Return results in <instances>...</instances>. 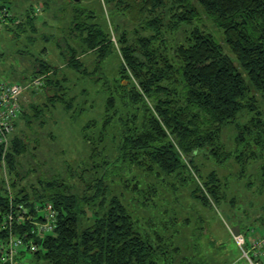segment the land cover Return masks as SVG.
Instances as JSON below:
<instances>
[{"label":"trees","instance_id":"1","mask_svg":"<svg viewBox=\"0 0 264 264\" xmlns=\"http://www.w3.org/2000/svg\"><path fill=\"white\" fill-rule=\"evenodd\" d=\"M127 1L103 2L121 14L127 7ZM194 1L220 33L221 42L210 32L191 27L190 31L185 30L184 40L172 46L173 55L168 58L155 55L159 42L157 34L160 33L159 18L147 19L140 25L141 31L153 34L139 35L134 46L123 47L126 32L119 25H113L121 51L118 62L114 61L116 66L110 67V74H113L110 79L107 73V76L95 73L99 68L105 69L103 63L111 62L113 54L118 55L106 25L97 20L95 10L86 14L80 2L69 0L74 16L78 14L81 21L76 20L74 25H69L70 36L77 39L79 51L65 42V50H61L62 67L74 75L72 91L77 87L79 91H86L83 106L77 114L72 112L70 117L74 120L75 116L99 105L95 98L90 101L87 98L92 89L95 95L105 94L103 98L98 96L100 116L89 118L81 127V137L88 145L85 159L93 162L100 154H105L99 158L100 165L97 161L84 163L82 166L85 167L80 166L76 170L77 174L88 172L90 176L99 172L93 180L94 186L87 187L85 193H77L74 184L69 185L65 181L67 174L61 179L53 175L45 177V181L39 180L41 186L34 187L31 195L24 193V189L12 194L16 204L50 202L57 212L55 233L39 240L38 250L31 253L34 264H173L171 255L174 250L171 251L170 247H174L175 242L165 237L163 230L174 224L177 213L190 208L182 204L187 201V192L193 200L208 206L205 189L215 198L217 186L223 182L215 170L208 174L202 186L195 180L193 173L196 169L193 170L192 166L199 153L218 167L234 157L240 168L239 176L246 165L260 158L263 165L258 175L264 183V114L260 108V103L264 104V0ZM1 2L8 4V0ZM179 2L183 11L172 15L171 29L180 24H191L198 16L189 0ZM142 3L139 5L144 11L150 12L163 4L162 0H142ZM35 10L30 5L20 15L14 14L12 20L18 23L0 31V35H5L0 40V76L4 75L6 66L15 73L14 65L8 62L4 52V46L10 39L14 46L20 45L18 54H29L33 58L30 71L10 79L24 82L43 76L44 82L40 91L31 94L15 123L16 130L6 159L10 168L18 164L27 150L24 140L27 137L19 136L26 133L22 128L17 131L18 121L33 129L35 123L42 119L43 111L60 103L65 113L70 112L76 99V95L68 100L65 98L71 88L70 79L59 64L53 65L36 57L27 48L37 43L36 35L41 32ZM87 52L95 53L92 72L78 58L79 53ZM146 60L150 65L145 63ZM127 69L138 80V86L128 76ZM120 78L126 84L113 89L112 84L115 87L114 82ZM87 85L89 87H85ZM120 104L123 109L119 108ZM242 117L247 118L240 122ZM40 122L38 125L44 126L43 121ZM228 125H234L236 130L231 151L226 149L221 139ZM108 140L114 143V147L109 149L111 153L107 151ZM125 170L130 174L135 170L142 176L138 180L133 175L135 182L129 179L131 183L125 184L127 187L124 188L133 193V198L129 199L140 210L155 208L156 216L161 210L158 224H162L163 230L156 227L155 221L148 220L149 231L145 233L130 210L131 204L123 202V194L107 197L110 186L124 183L121 175L122 171L127 172ZM116 177L118 181H115ZM14 182L13 188L17 186ZM8 209L9 195L4 191L0 178V223ZM5 237V231L0 230V241ZM186 237L188 242L190 236ZM174 249L177 250L176 246Z\"/></svg>","mask_w":264,"mask_h":264},{"label":"rangeland","instance_id":"2","mask_svg":"<svg viewBox=\"0 0 264 264\" xmlns=\"http://www.w3.org/2000/svg\"><path fill=\"white\" fill-rule=\"evenodd\" d=\"M103 1L104 0H79L81 8L83 7V9L86 10V14H90L89 11L95 10L98 16L97 20L102 25H106L111 35L110 40L115 45L116 54H118L117 56H115V54L111 56V58L114 59H112L111 62L103 63L105 69L102 70L101 68L100 70L99 68L96 70L95 73H97V76H100L101 73L103 76H107L108 74L111 79L113 74H110V67L113 64L115 65V63L118 62L117 57H120L121 45L118 42L117 33L113 25H119L120 29L126 32V42L123 47L134 46L135 40L139 35L153 34V32L141 31L140 25L147 19L153 17L159 18L160 24L158 29L160 33L157 34L159 42L157 45L158 51L155 55H162V57L168 58L173 55L172 46L177 42H182L184 40V34H186L185 30L190 31L191 27H198L200 30L208 31L221 42L220 33L194 0L189 1L196 8L198 16L192 20L191 24H180L176 29H171L170 19L174 13L183 11L179 0H162V6L151 10V12L150 10L144 11L141 7L142 5H139V2L142 3V0H128L127 7H124L122 11L126 15H123L122 12V15L119 14L117 12L118 10L112 6H108ZM72 2H69V0H8V5L13 15H20L30 5L34 8L42 7V11L37 15V25L39 27V32L41 31L36 35L38 41L32 46L28 45L27 41L25 43L28 45L27 48L30 52L34 53L36 57H41L53 65L56 63L59 64L58 66H60V69L69 77V87L71 86V88L68 89L66 93V100L76 95L74 107L70 109V112L65 113L60 103L52 106L50 110L43 111V115L41 113L42 119H40L38 123H41L40 121L42 120L44 126H41L43 124L38 125V123H35L33 129H29L24 127L21 121H18L17 131L19 128H22L27 135H19L21 138L27 137L24 139L27 144L26 153L19 158L18 164L13 168H10L6 162L7 151L4 156H2V153L0 156V178L2 180V187H4V191L8 195L9 193L13 194L14 192H19L20 189H24V193L31 195L34 187L41 186L39 180L45 181V177H51L53 175L61 179V176H66L67 174H69V176L64 178L65 181L69 185L74 184L77 193L82 194L85 193L87 187L94 186L95 182L93 180L95 179V175L99 174V172H93L94 174L90 176L88 172L83 175L76 173L78 167L82 166L84 163H94L97 161L96 163L100 165L101 162L99 158L105 154H100L97 160L94 159L93 162L90 160L87 161L85 157L88 154V145L81 137V127L83 123L89 118H98L100 116L101 101L98 96L101 95L103 98L105 94L100 91V95H95V93H93L94 89L90 92L87 91V93H90L87 97L88 100L90 101L95 98V102L99 105L94 106L89 112H84L77 117L75 116V118H73L74 120H72V117H70L72 116V112L77 114V111L83 106L85 101L84 96L86 95L85 89L79 91L77 87L74 92L72 91V77H74V75L71 70L62 67L63 61H61V50H65V42L70 43L69 45H71L72 48L79 51L77 39L73 35L70 36L71 32L69 25H71V23L74 25L76 20L80 21L78 14L74 16L75 13L71 10L72 8L70 5H72ZM17 18L21 20V18ZM41 25L46 26L42 27ZM188 34L189 32H187V35ZM4 37L5 35L1 34L0 40L4 39ZM19 47L20 45L18 44L14 46L10 39L7 40L4 46L7 60L9 63L13 64L15 68V73H13V69H8L6 66L4 69V78H14L21 72H27L31 69L33 58L29 56V54H18L17 50H19ZM78 58L84 63L89 72L93 71L92 69L95 66V53H79ZM145 63L150 65L147 60ZM98 70L101 72L99 73ZM95 73L93 74L94 76ZM127 74L134 84L138 86V80L133 77L130 69H127ZM114 83L115 87L113 84L111 86L113 89L117 86L119 88L121 85H125L126 81L120 78L118 82ZM91 86L94 87L93 84ZM85 87H89V85ZM77 96H80V98ZM119 108L123 109L121 104ZM260 108L264 114L263 103H260ZM246 118L247 117H242L239 121L243 122ZM15 130L16 129H14L12 133V137ZM235 134L236 130L234 125H228L224 128L221 139L227 150H233ZM113 144V141H107V151L114 147ZM193 165V170L196 169V172L193 173L194 178L201 186L205 183L204 181L207 180L208 174L212 170H215L217 176L223 181L217 186V197L215 196L214 198L210 195L208 190L205 189L206 193H204V195L208 196L209 205L204 206L193 200L189 196V192H187L185 194L187 201L184 200L182 204H187L186 207L190 206V208L181 210L177 213L173 220L174 224L165 230L161 228L162 224L161 226L158 224V222L160 223L161 221L159 220L160 213L162 212L161 210H159V212L157 211L158 216H156L154 214L155 208L140 210L138 205H135V203L129 199V197L133 198V193L124 188L127 187L125 184L131 183L129 179L135 182L133 175H136L138 180L142 179L140 173L135 172V170H133L131 174L127 170H125L127 172L122 171L121 179H124L122 180L124 181V183H122L124 186H120L122 184L110 186V189L107 191V197L123 194L125 198L123 202L125 204H131L130 210L132 209L135 219L139 221L144 232L149 231L147 224L148 220L155 221V223L158 224L156 227H160L166 232L164 234L165 237L172 239L175 242L174 247L176 246L177 248V250H175L174 247H170V249H172L171 251L174 250L171 255L173 264H249V261L243 256L240 248L235 244L232 235L244 233L247 234L248 238L264 235V183L260 180V176L258 175L259 168L263 165V161L260 158H255L252 163L246 165V167L242 169L241 176H239V165L236 163L234 157L228 159L222 167H218L214 166L211 161L207 160L199 153L194 157ZM245 170L246 172H244ZM101 172H104V170L101 169ZM199 174H201V176ZM114 179L118 181V177ZM14 181L17 182L15 188H13L15 185ZM247 183L250 184H248L249 187H247ZM87 193L90 194V191L88 190ZM161 200L162 199L159 201ZM89 213L90 212H88V215ZM84 221L85 220H83V223L85 224L86 221ZM189 231L191 233H189ZM195 231H198L196 233L197 235L194 234ZM192 234H194L195 237H193ZM187 235L190 236L188 242ZM18 261L21 264H34V258L29 253H24L23 256L20 255ZM259 264H264V257L261 258Z\"/></svg>","mask_w":264,"mask_h":264},{"label":"built area","instance_id":"3","mask_svg":"<svg viewBox=\"0 0 264 264\" xmlns=\"http://www.w3.org/2000/svg\"><path fill=\"white\" fill-rule=\"evenodd\" d=\"M42 7L36 8L38 15ZM13 14L7 3L0 0V31L5 27L18 23L12 20ZM44 85L43 76H37L24 82H15L0 76V151L2 156L8 151L12 133L15 129L24 106L31 99L33 92H38ZM26 226V229L23 228ZM21 230H20V229ZM57 228V212L50 202H32L29 205L14 203L9 193V209L0 223L6 237L0 241V264H21L18 258L24 253L38 250V241L55 233ZM235 244L249 264H259L264 257V235L248 238L247 234L232 235Z\"/></svg>","mask_w":264,"mask_h":264},{"label":"water","instance_id":"4","mask_svg":"<svg viewBox=\"0 0 264 264\" xmlns=\"http://www.w3.org/2000/svg\"><path fill=\"white\" fill-rule=\"evenodd\" d=\"M72 1H74V2H79V0H72Z\"/></svg>","mask_w":264,"mask_h":264}]
</instances>
